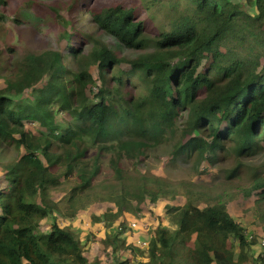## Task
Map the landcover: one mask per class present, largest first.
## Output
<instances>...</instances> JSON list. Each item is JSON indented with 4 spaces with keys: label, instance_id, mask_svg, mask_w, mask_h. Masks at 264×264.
<instances>
[{
    "label": "trees",
    "instance_id": "obj_1",
    "mask_svg": "<svg viewBox=\"0 0 264 264\" xmlns=\"http://www.w3.org/2000/svg\"><path fill=\"white\" fill-rule=\"evenodd\" d=\"M167 1L168 13L152 10L157 0H66L63 14L16 1L14 25L29 23L51 46L28 51L0 83V264H264V253L252 252L256 228L228 208L232 195L190 193L186 204L165 206L176 230L163 218L152 229L130 228L119 207L100 249L56 216L46 222L61 211L51 190L73 175L66 210L86 207L80 196L93 190L105 152H114L121 179L124 158L176 139L174 159L212 168L232 160L229 181L264 152V0L247 1L255 14L236 0ZM250 177L237 194L264 232V167ZM123 191L117 198L126 201ZM167 195L158 182L137 188V199L152 205ZM148 236L144 262L137 241Z\"/></svg>",
    "mask_w": 264,
    "mask_h": 264
},
{
    "label": "rangeland",
    "instance_id": "obj_2",
    "mask_svg": "<svg viewBox=\"0 0 264 264\" xmlns=\"http://www.w3.org/2000/svg\"><path fill=\"white\" fill-rule=\"evenodd\" d=\"M17 0H9L8 5H0V16H3V22H0V83L3 82L2 77L11 75L17 61L21 60L25 54L34 52L35 54L47 51L51 44L45 43L38 35V32L31 28L29 23L22 26H15L13 21L16 17ZM38 4V12H43V6H47L48 10L52 7L57 9L60 13H64L66 0H32ZM108 1V0H106ZM244 5V8L249 13H256L253 4H248V0H236ZM35 3V4H36ZM172 1L157 0L153 11L171 12ZM164 18L161 13L157 14ZM46 17V16H45ZM33 14L27 17L31 21ZM164 20V19H163ZM53 21V20H52ZM52 25V32H56L60 25ZM155 28L160 27L159 19L153 22ZM42 36V35H41ZM44 38V36H42ZM101 38V35L98 36ZM15 45L14 52L9 51V46ZM23 47V48H21ZM21 48V49H20ZM132 56L138 55L133 53ZM68 61V60H67ZM71 62V60H69ZM177 143L176 139L162 140L158 144L150 145L146 156L139 160L131 161L124 158L121 162V179L117 175L116 169L110 164L114 152L103 153L99 156V173L95 179L93 190L81 194V199L87 200L86 207L81 209L80 205H74L75 210H66V196L70 185H75V175L66 185H60L51 190V205L59 203L61 211H57L53 216L46 221L48 224L52 223V218L56 216L61 226L70 228L86 243V238L92 236L95 240L92 241L94 247L100 249L102 247V240L106 235H110L116 229V213L123 207V216L126 217L127 222L140 223L141 226L147 224L154 228L158 223H163L171 230H176L177 226L171 215L165 214V206H179L187 203L189 194L206 193L210 196L232 195V200L228 208L234 217L242 219L244 225L248 230L256 228L259 244L256 245L252 252L255 256L264 253V232L261 229L259 218H254L251 212V202L238 195L242 189L249 186L250 175L254 167H264V152L260 155L244 160V167L240 173V177L232 181L226 179L227 171L233 166V161L228 160L215 167H207L206 165H197L194 158L189 160L174 159L172 152L174 145ZM89 158L92 159L97 156L96 150L89 152ZM220 157V156H218ZM153 182L160 183L167 191L166 197L160 198L157 205H152L149 199L145 202H140L137 199V188L146 183L148 187ZM154 186V185H153ZM123 193H127L126 201L119 197ZM66 200V201H65ZM120 207V208H119ZM67 214V215H66ZM71 214H76L71 216ZM155 217V219H154ZM160 217V219H156ZM111 231L109 228H111ZM149 227V228H150ZM134 234L137 232H133ZM150 236V229L148 230ZM251 234V233H250ZM136 236H144V233L136 234ZM148 236V237H149ZM251 236V235H250ZM253 237V236H252ZM133 242V236L129 238ZM150 241V237H149ZM97 244V245H96ZM145 253L142 261L146 262L148 258L147 250H142ZM236 252L238 249L236 248ZM129 255V254H128ZM107 257H104V261Z\"/></svg>",
    "mask_w": 264,
    "mask_h": 264
},
{
    "label": "built area",
    "instance_id": "obj_3",
    "mask_svg": "<svg viewBox=\"0 0 264 264\" xmlns=\"http://www.w3.org/2000/svg\"><path fill=\"white\" fill-rule=\"evenodd\" d=\"M137 226V223L133 222L131 224V227L130 228H136ZM147 240V239H145ZM137 245L140 246V248H144L143 250H147L148 249V246H149V240L148 242L147 241H141V240H138L137 241ZM264 246V244H262Z\"/></svg>",
    "mask_w": 264,
    "mask_h": 264
}]
</instances>
